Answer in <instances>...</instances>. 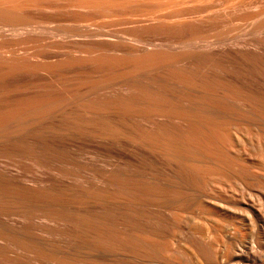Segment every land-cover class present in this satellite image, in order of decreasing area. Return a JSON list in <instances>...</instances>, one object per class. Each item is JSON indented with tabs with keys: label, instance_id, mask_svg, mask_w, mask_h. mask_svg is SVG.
<instances>
[{
	"label": "bare ground",
	"instance_id": "bare-ground-1",
	"mask_svg": "<svg viewBox=\"0 0 264 264\" xmlns=\"http://www.w3.org/2000/svg\"><path fill=\"white\" fill-rule=\"evenodd\" d=\"M145 21L0 7V76L41 62L18 42L59 45L25 88L0 83L12 264H264V6L211 30Z\"/></svg>",
	"mask_w": 264,
	"mask_h": 264
},
{
	"label": "rangeland",
	"instance_id": "rangeland-1",
	"mask_svg": "<svg viewBox=\"0 0 264 264\" xmlns=\"http://www.w3.org/2000/svg\"><path fill=\"white\" fill-rule=\"evenodd\" d=\"M256 6H264V0H0V7L16 10L50 26L91 23L134 33L147 30L140 27L150 26L145 18L151 15L163 19L182 16L188 24H199L205 30L221 28L228 20L233 23L241 21ZM58 46L36 40H27L24 44L18 42L15 49L25 48L41 62L36 66L24 62L27 66L22 70L2 72L0 83L8 90L25 88L35 78L30 75L34 68H43V60L50 61L59 55ZM37 59L33 58L34 61ZM80 64L83 66L84 62L80 61ZM21 161L16 159L15 163ZM1 245L0 241V264H12L16 250H2Z\"/></svg>",
	"mask_w": 264,
	"mask_h": 264
}]
</instances>
